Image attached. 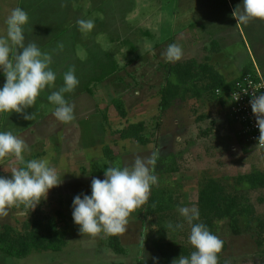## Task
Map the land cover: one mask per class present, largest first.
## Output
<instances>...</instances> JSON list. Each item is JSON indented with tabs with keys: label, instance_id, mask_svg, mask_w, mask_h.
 <instances>
[{
	"label": "rangeland",
	"instance_id": "374dc122",
	"mask_svg": "<svg viewBox=\"0 0 264 264\" xmlns=\"http://www.w3.org/2000/svg\"><path fill=\"white\" fill-rule=\"evenodd\" d=\"M241 3L242 0H0V36H6L5 21L10 12L17 7L23 9L29 16L25 43L34 42L42 52L51 54L50 67L56 73L54 84L46 86L35 104L25 110L35 113V119L25 120L16 112L0 113V132H11L25 141L26 162L48 158L61 180L34 210L24 205L9 208L8 215L0 217V232L5 227L21 231L34 216H56L59 210L69 225L61 252L35 253L20 260L0 252V264H173L155 250L153 242L159 240L195 251L188 241L191 226L178 210L166 217L162 226L141 206L128 218L126 231L118 235L126 254L116 255L107 247L104 233L95 237L80 233L72 217L73 199L91 196L92 179L103 180L108 166L131 165L137 155L157 153L159 148L166 155L163 158L179 156L177 172L165 173L161 179L165 187L176 191L180 207L196 208L198 183L204 176L222 180L264 171V150L250 144L245 150L224 137L231 128L217 113V100L205 97L203 102L177 101L160 116L157 108L156 96L165 83L168 64L208 61L226 80L236 77L249 64L264 79V21L251 20L236 26L232 12ZM78 19L93 20L94 29L81 32L76 25ZM126 41L137 51L132 52L124 44ZM172 43L183 50L182 59L174 63L162 57ZM108 60H115L123 70L106 82L93 81L111 70L107 68ZM70 66L79 83L73 92L64 95L75 106L74 119L62 123L55 118L56 105L49 103L47 96L63 86V73ZM0 77L2 89L6 82L2 69ZM88 87L92 89L90 93ZM118 97H122L129 112L126 120L112 105ZM139 121L147 124L145 135L151 139L144 150L135 141L122 142L115 133ZM207 131L210 134L205 136ZM158 135L167 136L163 147L160 140L156 142ZM105 145H111L116 155L128 156L106 160ZM17 165L14 157H6L0 162V177L11 178L10 170ZM158 168L161 165L156 163L157 177L163 169ZM248 197L256 214L263 217L264 190L249 192ZM169 223H182L184 227L172 230L167 228ZM218 238L226 243L218 264H264V238L254 228L243 229L240 236H235L226 227Z\"/></svg>",
	"mask_w": 264,
	"mask_h": 264
},
{
	"label": "clouds",
	"instance_id": "9594fccd",
	"mask_svg": "<svg viewBox=\"0 0 264 264\" xmlns=\"http://www.w3.org/2000/svg\"><path fill=\"white\" fill-rule=\"evenodd\" d=\"M65 5L62 3L61 7ZM237 25H246L251 20L264 21V0H242L232 12ZM29 22L26 11L17 7L8 15L6 36H0V69L6 77L0 89V113H20L25 120H34L35 113H27L46 86L53 85L56 73L51 69L52 56L42 52L34 42L25 43V26ZM78 29L91 32L93 20L78 19ZM58 47L63 50V45ZM166 62H177L183 57L182 47L177 43L167 46L162 53ZM64 84L58 91L47 96L49 103L56 105L55 118L62 123L74 119V104L65 99V93H71L79 81L74 67L70 66L63 73ZM252 112L259 129L258 146L264 148V93H252L250 100ZM27 144L11 132H0V161L12 156L18 162L11 168V178L0 177V217L8 215V209L24 205L34 210L40 201L46 198L50 189L57 187L61 180L57 171L50 166L48 158L25 161L23 153ZM158 155L153 152L147 156L137 155L131 165L108 166L105 178H93L91 196L80 195L73 199L72 217L79 226L82 235L95 237L100 233L107 236L122 235L126 231L128 218L138 208L147 203L151 188L158 183L157 175L153 174ZM22 165V166H21ZM179 214L191 226L188 241L195 249L189 257L181 255L173 264H218V254L223 249V241L212 234L199 220V211L195 207H180ZM178 223L172 230L182 229Z\"/></svg>",
	"mask_w": 264,
	"mask_h": 264
},
{
	"label": "trees",
	"instance_id": "16d2710c",
	"mask_svg": "<svg viewBox=\"0 0 264 264\" xmlns=\"http://www.w3.org/2000/svg\"><path fill=\"white\" fill-rule=\"evenodd\" d=\"M144 34L150 35L149 32ZM124 44L130 47L132 52L137 51L131 42L126 41ZM108 61L110 62L107 68L111 70L93 81L106 82L123 70L115 60ZM255 70V67L248 64L237 79L228 82L208 61L200 63L190 60L173 65L168 64L165 71V83L158 92L159 111L161 114L167 112L173 108L177 101L182 102L188 99L201 101L205 97L217 100L223 105L228 104L236 81L242 75L255 74ZM87 90L88 93L92 91L90 87ZM217 91H220V95H217ZM112 105L121 119L126 120L129 112L125 108L122 97L114 99ZM202 118L205 119V117ZM146 131L147 124L144 121H139L117 129L115 133L122 141L132 140L141 146H146L151 140L146 137ZM114 154L112 146L105 145L103 148L104 159L111 160L114 158ZM178 157L170 155L157 161L161 165V168L158 169H163L158 172V184L152 186L149 199L143 205L145 214L157 217L160 220L158 223L162 226H164L162 223L165 218H169L181 206L176 197V191L165 187L163 179H161L165 173L177 172L176 159ZM262 189H264V172L259 170L234 178L225 177L222 180L204 176L198 183L195 202L199 211V221L217 237L227 227L235 236H240L243 229L250 231L254 228L260 237L264 238V216L256 214L248 197L249 192ZM68 231L69 225L61 210L56 212V216L36 215L23 226L21 231L5 227L0 232V252L7 257L19 260L26 259L35 253L61 252L66 246ZM153 245L168 263L178 260L181 255L190 258V254L193 252L189 248L162 240L154 241ZM107 247L116 255L126 254V249L122 246L118 235L107 236ZM225 248L226 243L223 241V249Z\"/></svg>",
	"mask_w": 264,
	"mask_h": 264
},
{
	"label": "built area",
	"instance_id": "2783aa9c",
	"mask_svg": "<svg viewBox=\"0 0 264 264\" xmlns=\"http://www.w3.org/2000/svg\"><path fill=\"white\" fill-rule=\"evenodd\" d=\"M253 92L257 95L264 93V79L257 70H255V74L242 75L236 81L230 95L229 113L239 125L244 143L250 144L258 150H264L258 146L259 129L256 126V118L250 104ZM217 95H220V91H217Z\"/></svg>",
	"mask_w": 264,
	"mask_h": 264
},
{
	"label": "crops",
	"instance_id": "0c3cea01",
	"mask_svg": "<svg viewBox=\"0 0 264 264\" xmlns=\"http://www.w3.org/2000/svg\"><path fill=\"white\" fill-rule=\"evenodd\" d=\"M188 61V60H187ZM190 61V60H189ZM166 71V70H165ZM241 75V73H239L236 77H234V78H232V79H227V81L229 82V81H232V80H235V79H237L239 76ZM163 84H164V82H163ZM162 87V86H161ZM160 87V88H161ZM138 94H139V92H137ZM159 94L157 93V96L156 97H158L159 98V96H158ZM203 100L204 99H202L201 101L203 102ZM159 102H160V100H159ZM217 103H218V105H219V108H218V112L217 113H219V115L221 116V118H223V120L222 119H220V120H222L223 122H227L226 123V125H228L230 128H228V129H230L231 130V132L230 133H227L228 132V129H227V131H225L227 134H226V136H224V137H229L232 141H233V143H236V144H238V145H241L242 147H244V149L245 150H247L246 148V143H244V141L242 140V137H241V135H240V127H239V125L238 124H236V122H234L233 121V119L231 118V116H230V113H229V109H230V103L228 102V104H225V105H223L221 102H219V101H216ZM157 108L159 109V103H158V105H157ZM171 110V109H170ZM170 110H168V111H170ZM167 111V112H168ZM167 112H165V113H167ZM165 113H163V114H165ZM154 115H156V113L154 112ZM161 115V113L159 112V116ZM156 118V117H155ZM154 118V119H155ZM160 118V117H159ZM210 134V131H207L204 135L205 136H207V135H209ZM170 136V135H169ZM167 137V136H166ZM166 137H160L159 135H158V139H156V142L157 141H159L160 140V147H163V144H164V140L166 139ZM122 141V140H121ZM122 142H126V141H122ZM149 145V144H148ZM148 145H146V146H143V150L145 149V148H147V146ZM159 151H157V155H158V160H160V159H163V157H165L166 155H165V153L164 152H162V150H163V148H159L158 149ZM260 151H263V150H260ZM142 152H144V151H142ZM128 155H127V153H125V154H120V153H118L117 155L115 154L114 155V158L113 159H111L112 161L114 160V159H118V160H120V159H122V158H124V157H127ZM110 160V161H111ZM157 160V161H158ZM259 171H262V172H264L263 171V169H260ZM262 190H264V189H262Z\"/></svg>",
	"mask_w": 264,
	"mask_h": 264
}]
</instances>
